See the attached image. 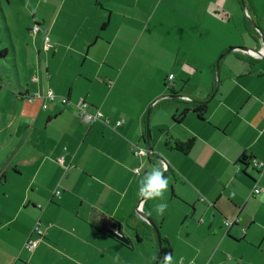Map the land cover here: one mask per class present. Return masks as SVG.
Wrapping results in <instances>:
<instances>
[{"label":"crops","instance_id":"crops-1","mask_svg":"<svg viewBox=\"0 0 264 264\" xmlns=\"http://www.w3.org/2000/svg\"><path fill=\"white\" fill-rule=\"evenodd\" d=\"M86 2L93 15L91 28L73 49L80 65L71 79L83 91L76 97L74 85L66 90L44 86L59 98L67 92V103H59L61 108L46 105L34 117L32 110H26L32 130L25 133L24 143L11 149L16 147V155L22 157L11 175L8 170L0 172V264H40L43 256L50 257L47 238L56 242L55 251L61 256L55 264H129L120 250L126 247L100 229L119 224L130 241L136 234L128 220L133 217L131 225L145 221L136 211L145 214L146 209L147 217L158 225L152 201L138 194L141 179L156 163L174 180L172 199L187 207L186 212L178 208L183 222L175 231L176 241L168 231L162 235L173 254L177 240L185 245L187 253L180 264H264V171L256 166L264 163V44L258 31L257 40L249 34L256 23L264 36V17L256 1L247 0L244 9L239 0ZM114 21L119 23L112 27ZM135 28L138 37L147 30L154 35L151 45L142 49L139 40L131 49V60L119 66L111 55L116 52L115 41L121 36L129 42ZM240 47L254 50V55L239 51ZM161 50L159 57L165 58L167 51L175 54L174 63L170 61L173 68L152 83L151 76L144 77L142 63ZM144 83L154 96L161 94L155 97L158 100L170 98L182 104L181 109L167 110L171 118L202 101L207 105L205 120L190 111L177 126L169 120L152 125L161 110H150V133L147 103L141 99L147 93ZM165 85L174 95H162ZM124 90L140 98L138 110L108 107ZM80 101L89 106L84 111L100 112L101 120L84 122ZM158 130H168L180 141L195 138L192 151L182 155L154 145L153 132ZM157 138L165 139L156 134ZM138 150L147 155L135 154ZM19 178L24 182L16 188ZM54 203L73 219L55 220L56 226L49 228L43 220ZM226 220L235 223L226 227ZM38 225L43 236L28 252L24 245L30 236L36 238L32 231ZM16 232H22L21 237L15 238ZM51 234L57 236L52 239Z\"/></svg>","mask_w":264,"mask_h":264},{"label":"rangeland","instance_id":"rangeland-1","mask_svg":"<svg viewBox=\"0 0 264 264\" xmlns=\"http://www.w3.org/2000/svg\"><path fill=\"white\" fill-rule=\"evenodd\" d=\"M86 1L87 0H0V172L8 170L9 175H11L13 173V166H15L22 157V155L19 157L16 155V147L15 150L11 149L19 141L24 143L25 140L28 139V137L25 138V133L32 130V120L25 114L26 110H32V115L34 117L39 114V110H46L43 109L44 104L47 106L54 104V107L59 106V108H61L59 104L61 103L60 99H65L67 97V92L62 98L55 95L56 99L53 103H50L49 100L38 98L37 92L42 94L44 86L46 85H51L52 87L63 90L69 89L74 85L76 97L80 95L78 92L83 91L82 88L76 86L71 79L74 75V68L80 65L79 58L76 57L73 49L79 47L83 38L88 34V30L91 28L93 15H91L90 8ZM255 1L261 10V15L264 17V0ZM82 2L84 3L82 4ZM99 8L101 9V7ZM103 9L107 10L106 8ZM107 11H105V14ZM118 23V21H114L112 27L117 26ZM37 27L38 32H35ZM134 31L136 35H132L129 42L125 37L122 38L121 36L115 41L116 47L114 49L116 52H112L111 55L116 58L119 66H123L132 56L131 49H135L139 40V47L142 49H147L151 45V36L154 35L149 34L148 30L147 32L143 30L145 34H141L140 37L137 36L138 29L135 28ZM46 37L49 38L47 42H45ZM155 38L159 39L160 37L155 36ZM147 41L148 44L145 45ZM49 46H51V48H49ZM167 52L164 54V57L168 58V60L163 58V56L159 57L157 55V53L163 54L161 50L160 52H154L156 55L149 59L146 58L142 63L144 77L151 76L152 83L158 78H163L164 74L171 71L173 68L171 62L174 63L173 56L175 54H172L170 51ZM180 56H182V54H180ZM47 69L49 70L48 73H46ZM126 69H128V65ZM37 77L40 82H38ZM143 85L144 88L147 89L145 98L141 97L142 101L147 103V106L144 108L146 113L150 112V110H154V112L161 110L160 117L159 115L158 118L153 117L152 125H156L158 121L161 123L169 120L170 123L171 116H168L167 110H174L176 107L181 109L182 104H178L179 101L170 99L169 97V99L165 98L158 100V98L155 97H160L161 94L154 96L155 94L151 93L153 91L147 88L146 83ZM45 89L47 90L48 88ZM162 89V95L171 96V90L168 89L166 85ZM36 90L38 91L36 92ZM127 92L129 91L124 90V93L118 95L119 98H112L109 101L108 107H115L114 110H138V99L140 98H136L134 94H129ZM81 99L83 100L84 98ZM79 103L80 102H78V104ZM80 107L81 110L89 109L86 103ZM80 107H78L79 110ZM23 110H25V112H23ZM41 120L42 116L39 118L38 127H40ZM148 128L151 133L150 115ZM165 131L167 130H164V132ZM157 132H153L155 138H153L152 143L165 149L164 140L161 141L158 140V138L156 139V134L157 136L160 135L161 139L164 138L162 135L163 131L161 132L158 130ZM32 138H35V135L32 136ZM155 162H157V160ZM155 168H158V163H156ZM18 169L19 171L22 170L21 168ZM167 179L169 181V186L165 193L164 200L151 201L155 216H157L160 235L162 236L169 232L174 236L173 239L176 241L175 231L179 230L183 222L182 213L179 212V209L186 212L187 207L184 203L172 199L173 193L176 197L175 186L173 184L174 180L171 176H167ZM16 180L17 181H14L16 188L21 187L24 179L19 178ZM48 182L50 183V180ZM55 190H58V188L56 187ZM59 191L61 192V190ZM160 202H165L167 204V208L162 214L156 212V205ZM55 203L58 204V202ZM55 203L51 206L54 209L50 208L43 220V223L49 228L56 226L57 223H55V220H58L59 223H68L73 219V216L68 214V212L62 213L60 210L56 209L55 206L58 205ZM144 211L147 212L148 210L146 209ZM60 214L62 216H60ZM102 229L103 228H101L100 231H102ZM22 232H16L17 235L15 238L21 237ZM54 232L56 231L52 233ZM53 236L57 235L51 234L52 239H54ZM47 241L51 243H46L47 247L50 246L52 248L47 252V255L50 257L46 256V261L45 256H43L41 262H39L40 264H55L56 261L54 262V260L59 262L61 256L57 255L55 251L56 242H52L50 238H47ZM130 241L135 249L120 248V250H124L121 254L127 263L150 264L151 261L153 262L152 264L156 263L158 250L157 243L154 239L144 240L138 244L136 242V237L132 236ZM89 247L92 248L93 246ZM94 247H97L96 243H94ZM241 251L242 249L239 248L237 253L240 254ZM186 253L187 249L185 245L177 240L176 247L174 248L173 264H180V257ZM146 260H148V262H146ZM236 261L238 262L239 259L236 258Z\"/></svg>","mask_w":264,"mask_h":264},{"label":"trees","instance_id":"trees-1","mask_svg":"<svg viewBox=\"0 0 264 264\" xmlns=\"http://www.w3.org/2000/svg\"><path fill=\"white\" fill-rule=\"evenodd\" d=\"M241 5H242V8L244 9L245 8V3H247V0H239ZM107 23H104L102 25V28L105 27ZM256 24V23H255ZM101 28V30H102ZM249 34L254 37V40H257L258 39V34H257V31L254 30L252 27H250V30H249ZM168 88V87H167ZM171 90V94H173L172 92V89L171 87L169 86V88ZM29 95V94H28ZM174 95V94H173ZM29 98V96H28ZM192 112L193 114L196 115L197 119L200 120V121H204L205 120V115H206V112H207V105L205 102H202V101H197L195 103H193L192 105V108H184L179 114H175L172 118H171V123L175 126H177L176 124H179L185 117V115L188 113V112ZM163 135L165 137L164 139V146L169 149V150H172V151H175V152H178L182 155H188L193 147H194V144H195V138H190V139H187L185 141H180V140H176V139H173L168 130L163 132ZM137 152H141V150H138ZM135 152V154L137 153ZM137 155H140V154H137ZM146 155H147V152H146ZM153 156V155H152ZM154 157V156H153ZM243 162L246 161L245 158H243L242 160ZM172 197H174L172 195ZM146 212V211H145ZM146 216H147V212L145 213ZM133 222V217H131L129 220H128V225L129 227L132 228V230L135 232V237H136V242L137 243H141L142 241L144 240H151V237L153 236V238L156 239V234H155V231L154 229L145 221H141L140 223L139 222H136V223H133L134 225H131L130 223ZM154 222V221H152ZM155 223V222H154ZM155 227H156V230L158 231L159 233V226L155 223ZM101 230V229H100ZM102 232H105L104 230H102ZM160 235V233H159ZM112 239L116 240L114 237L110 236ZM118 243L119 241L116 240ZM156 243H157V248H159V242L157 240H155ZM160 242H161V247H160V257L158 259V263H163L164 261V255L166 253H169L171 252L172 255H173V249H172V246L171 244L168 242L167 239H165L163 236L160 235ZM131 243V242H130ZM121 245L125 246L126 248H129V249H132L133 246H132V243L127 245V244H123L120 242ZM25 249V248H24Z\"/></svg>","mask_w":264,"mask_h":264},{"label":"clouds","instance_id":"clouds-1","mask_svg":"<svg viewBox=\"0 0 264 264\" xmlns=\"http://www.w3.org/2000/svg\"><path fill=\"white\" fill-rule=\"evenodd\" d=\"M43 91L46 90L43 89ZM168 186H169V181L167 177L163 174L161 169L153 168L152 171L147 172L141 179L140 186L138 189V194L144 200L163 201ZM166 208H167V204L165 202H160L156 205V212L158 214H162ZM163 264H173V255L171 252L166 253L164 255Z\"/></svg>","mask_w":264,"mask_h":264},{"label":"built area","instance_id":"built-area-1","mask_svg":"<svg viewBox=\"0 0 264 264\" xmlns=\"http://www.w3.org/2000/svg\"><path fill=\"white\" fill-rule=\"evenodd\" d=\"M35 32H38V27L35 29ZM48 39L49 38L46 37L45 38V42H47ZM49 48H51V46H49ZM249 55L250 56H253L254 54H252L251 52H249ZM172 79H173V76L170 75L169 76V80H172ZM37 97L38 98H42L43 100H49V101H53L56 98L55 94L51 90H49V91H43L42 94L40 92H38L37 93ZM182 101L190 102V100L187 99V98H182ZM61 102H62V104H66L67 103V100L66 99H62ZM82 104H83V102L80 101V103L78 104V107H80ZM46 108H47V106H46V104H44L43 105V109H46ZM80 115H81L83 121L86 122V123H90V122L96 121V120H101V118H102V114L100 112H97L95 115H92V114H90V113H88V112H86L84 110H81V107H80ZM106 121L107 120H105L104 122L107 123ZM117 124L120 125L121 122H117ZM136 154L146 155V152L141 151L140 153L137 152ZM256 166H257V168H258L259 171H264V163L263 162L257 164ZM163 167H164V169H167V166L164 165V164H163ZM259 191L260 190L255 189L254 190V193L255 194H258ZM234 223H235V221H229V220H226L224 222V224H225L226 227H229V226H231V224H234ZM32 236H36V238H31V236H30L28 238V240L26 241L25 245H24L25 250H27L28 252H32L38 246V244L40 242V238L43 236V232L40 229V226L39 225L36 226L33 229Z\"/></svg>","mask_w":264,"mask_h":264},{"label":"water","instance_id":"water-1","mask_svg":"<svg viewBox=\"0 0 264 264\" xmlns=\"http://www.w3.org/2000/svg\"><path fill=\"white\" fill-rule=\"evenodd\" d=\"M253 25V27L256 29V31H258V33H259V36H260V38H262L263 39V44H264V36L262 35V33L258 30V28L256 27V25L255 24H252ZM238 50L239 51H244V52H246V53H248L249 54V52H255L254 50H250V49H248V48H242V47H240V48H238ZM149 115H150V112H148L147 113V116H146V123H147V131L149 130L148 129V122H149ZM151 155H153V154H151ZM164 174V173H163ZM137 212L139 213V215L154 229V231H155V233H156V237H157V240H158V242H159V250H158V254H157V259H156V263L155 264H158V259H159V257H160V247H161V242H160V235H159V233H158V231L156 230V227H155V223L154 222H152V220L149 218V217H147L142 211H140V210H137ZM115 229H116V231H115ZM105 232H106V234H108L109 236H112V237H114L116 240H118L119 242H121V243H123V244H127V245H129V244H131L130 243V241H129V239H127L125 236H124V234H123V232H122V229H121V226L119 225V224H112V229H110V230H104Z\"/></svg>","mask_w":264,"mask_h":264}]
</instances>
